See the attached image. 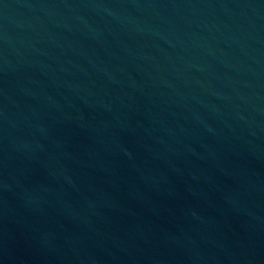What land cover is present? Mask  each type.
Instances as JSON below:
<instances>
[{
	"label": "water",
	"instance_id": "obj_1",
	"mask_svg": "<svg viewBox=\"0 0 264 264\" xmlns=\"http://www.w3.org/2000/svg\"><path fill=\"white\" fill-rule=\"evenodd\" d=\"M0 264H264V0H0Z\"/></svg>",
	"mask_w": 264,
	"mask_h": 264
}]
</instances>
